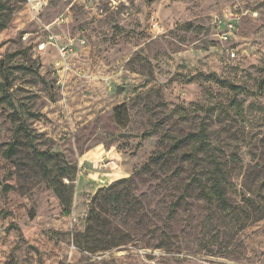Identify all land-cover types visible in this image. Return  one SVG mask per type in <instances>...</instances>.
I'll return each instance as SVG.
<instances>
[{
  "label": "rangeland",
  "instance_id": "1",
  "mask_svg": "<svg viewBox=\"0 0 264 264\" xmlns=\"http://www.w3.org/2000/svg\"><path fill=\"white\" fill-rule=\"evenodd\" d=\"M0 2V264H264V0Z\"/></svg>",
  "mask_w": 264,
  "mask_h": 264
},
{
  "label": "trees",
  "instance_id": "2",
  "mask_svg": "<svg viewBox=\"0 0 264 264\" xmlns=\"http://www.w3.org/2000/svg\"><path fill=\"white\" fill-rule=\"evenodd\" d=\"M1 5H3L2 2H0ZM5 21V20H4ZM7 24V22H4V26ZM0 64H1V60H0ZM120 123L121 120H120ZM202 131H204V129H202ZM28 136V139H29V145H30V148L31 150L33 151V154H34V157L37 161H39L40 163V167L43 171V173L45 174V176H49L50 174V168L48 167L47 163L44 161V158L45 157H52V156H56L58 154H56L55 152H51V151H41L39 150L35 144L30 141V137H29V134H27ZM18 144H19V141L15 140L14 142H12L9 147L7 148L6 150V155L8 157H11L12 155L16 154L18 152ZM179 143L176 142V144L174 145H178ZM165 154L166 153H160L159 155L157 156H152L150 158V160L146 163H144L143 165H141L135 172L134 174H142V173H145L147 169H149L151 167V163H158L162 157L164 156L165 157ZM221 167L218 165V171L220 172V174H215L214 175V180H213V184H212V188L211 190L207 189L206 190V194L213 198V199H216L218 200L222 207L224 209H228L229 208V202H228V199L226 197V191L223 187V183L225 181V174L222 172V170L220 169ZM220 169V170H219ZM131 177H124V178H120V179H117V180H114L111 184H109L108 186H105V187H102L100 188L95 194L94 196L92 197L91 199V204L95 203L97 198L99 197V193L103 190H113L119 183L121 182H125V181H128L130 180ZM65 190H72V186L68 185V184H65L64 182H61L59 184V186L56 188V191L58 192V195L60 196L62 202L64 203V212L66 214H69L70 213V199L69 198H65L63 192ZM177 206V203L176 204H172V208L176 207ZM1 215V213H0ZM89 244V243H88ZM91 245V244H90Z\"/></svg>",
  "mask_w": 264,
  "mask_h": 264
}]
</instances>
